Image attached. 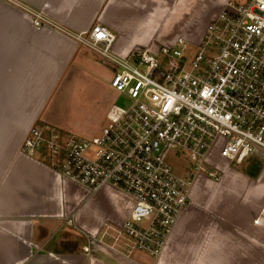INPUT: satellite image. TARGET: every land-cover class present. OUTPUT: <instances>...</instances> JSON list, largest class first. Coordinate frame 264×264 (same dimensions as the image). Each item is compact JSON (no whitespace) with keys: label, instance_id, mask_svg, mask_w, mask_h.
Listing matches in <instances>:
<instances>
[{"label":"crops","instance_id":"obj_1","mask_svg":"<svg viewBox=\"0 0 264 264\" xmlns=\"http://www.w3.org/2000/svg\"><path fill=\"white\" fill-rule=\"evenodd\" d=\"M20 1L73 31L107 25L122 55L173 45L180 37L198 43L227 2ZM203 15L210 21L197 27ZM96 59L102 62L74 38L37 28L29 14L0 0V264H264L263 158L240 165L222 160L200 172L162 253L153 257L120 250L103 236L128 219L129 194L109 184L92 190L23 151L33 126L65 130L49 105L75 74L93 77ZM213 170L219 179L209 174Z\"/></svg>","mask_w":264,"mask_h":264},{"label":"built area","instance_id":"obj_2","mask_svg":"<svg viewBox=\"0 0 264 264\" xmlns=\"http://www.w3.org/2000/svg\"><path fill=\"white\" fill-rule=\"evenodd\" d=\"M7 1L37 28L60 30L97 55L114 70L112 86L132 99L93 138L39 124L23 144L92 190L109 184L135 199L124 225L103 234L112 246L160 256L221 138V154L237 165L264 159V0H228L198 43L180 37L128 55L114 50L116 35L105 24L77 32L23 1ZM172 150L189 159L186 176L168 162Z\"/></svg>","mask_w":264,"mask_h":264},{"label":"rangeland","instance_id":"obj_3","mask_svg":"<svg viewBox=\"0 0 264 264\" xmlns=\"http://www.w3.org/2000/svg\"><path fill=\"white\" fill-rule=\"evenodd\" d=\"M34 8L40 10L36 7ZM213 8H216L217 11L220 10L218 6ZM199 18L197 27L200 28H204V25L210 21L208 16L203 15L199 16ZM200 31L204 32V29ZM96 62L98 65L94 69L93 77H90L91 74L84 76L75 74L73 79L59 88L60 92L55 94L54 101L49 105V109L56 108L55 112L59 115L58 120L55 119V124L59 123L65 129L64 131L84 138H93L99 135L102 129L110 122V117L117 109H127L132 104L131 98L112 86L114 70L98 60ZM55 100H57V104H54ZM223 143L224 139L221 138L209 156L208 164L214 168H217L218 163L222 160L228 161L232 165L235 164L221 154ZM168 162L176 173L186 176L190 164L184 152L172 150L168 156ZM209 165H206V169H208ZM131 198L133 208L136 201L133 197ZM141 222L146 223L147 220ZM134 251L137 253L144 252L138 249Z\"/></svg>","mask_w":264,"mask_h":264}]
</instances>
